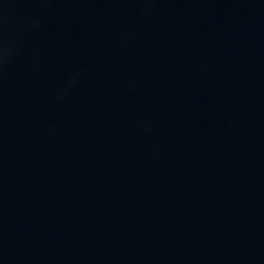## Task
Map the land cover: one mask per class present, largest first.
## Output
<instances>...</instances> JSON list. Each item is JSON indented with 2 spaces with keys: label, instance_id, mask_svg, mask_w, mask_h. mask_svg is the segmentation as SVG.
<instances>
[{
  "label": "clouds",
  "instance_id": "clouds-1",
  "mask_svg": "<svg viewBox=\"0 0 264 264\" xmlns=\"http://www.w3.org/2000/svg\"><path fill=\"white\" fill-rule=\"evenodd\" d=\"M34 2L38 3L41 6V10L47 14L51 11L49 6L57 3L58 0H34ZM126 2L142 4L143 7L139 8L138 12L141 16H146L151 10L148 6L153 4L155 0H126ZM39 26V20H25L13 23L6 11L0 10V84L3 83L9 67L20 54L27 30L29 28H38ZM128 40L129 35L125 34L122 38V43L126 44ZM36 63L38 61L34 63V68ZM210 67V61L205 59L201 61L199 70L206 72ZM82 74L83 69H75L70 73L65 85L57 91L58 101L62 102L64 100L71 88L78 83ZM128 89L129 91H134V79L130 81ZM143 123L145 124L146 130L151 131L150 125L152 121L145 120ZM48 131L49 134H55L56 129L51 127ZM157 155L158 149H154L150 155V159H155Z\"/></svg>",
  "mask_w": 264,
  "mask_h": 264
}]
</instances>
